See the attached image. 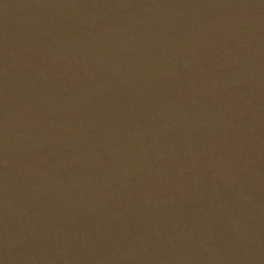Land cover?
Segmentation results:
<instances>
[{
	"label": "water",
	"instance_id": "1",
	"mask_svg": "<svg viewBox=\"0 0 264 264\" xmlns=\"http://www.w3.org/2000/svg\"><path fill=\"white\" fill-rule=\"evenodd\" d=\"M0 264H264V0H0Z\"/></svg>",
	"mask_w": 264,
	"mask_h": 264
}]
</instances>
